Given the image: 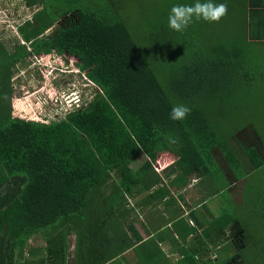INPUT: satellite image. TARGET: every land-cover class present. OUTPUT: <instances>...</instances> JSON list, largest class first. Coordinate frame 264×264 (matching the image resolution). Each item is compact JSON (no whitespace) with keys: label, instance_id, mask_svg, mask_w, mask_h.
Here are the masks:
<instances>
[{"label":"trees","instance_id":"trees-1","mask_svg":"<svg viewBox=\"0 0 264 264\" xmlns=\"http://www.w3.org/2000/svg\"><path fill=\"white\" fill-rule=\"evenodd\" d=\"M130 2L70 0L71 8L58 10L46 0L18 27L12 49L0 41V264H70L72 235V264H128L130 250L145 254L143 264H172L159 246L162 233L144 241L134 221L126 226L141 207L137 197L159 189L152 197L173 202L166 180L184 188L191 175L208 180L223 173L228 181L216 180L218 196L264 172L263 132L243 122L247 91L264 69L254 51V44L264 45V28L215 23L208 32L193 18L183 31L170 29L171 8L196 0L173 2L149 23L142 16L149 26L137 27ZM48 54L78 59L94 94L53 121L19 117L12 107L15 67ZM181 104L190 114L173 121L171 110ZM142 155L147 161L134 170ZM156 164L167 167L157 172ZM250 187L245 206L227 198L204 230L215 259L187 256L177 264H264L263 178ZM38 234L47 244L39 262L30 259L35 250L26 252ZM228 244L235 252L221 256Z\"/></svg>","mask_w":264,"mask_h":264},{"label":"rangeland","instance_id":"rangeland-1","mask_svg":"<svg viewBox=\"0 0 264 264\" xmlns=\"http://www.w3.org/2000/svg\"><path fill=\"white\" fill-rule=\"evenodd\" d=\"M67 1L68 3H66ZM70 0H50L52 6L58 10H64L65 8H71L74 4L69 3ZM82 1V0H81ZM178 0H131L129 5L126 8H129L130 11H133V20L137 24L141 23L142 26L146 28L149 24L143 21L142 16H145V20L149 21L156 15L157 10H163L165 7L168 9L173 5V2ZM187 1V0H186ZM66 3V4H65ZM185 3V2H184ZM20 1L12 0H0V41L8 48L12 49L16 43V38L19 37L18 26L24 24L26 21L31 20L33 15L26 8V5H21ZM69 5L71 7H69ZM184 5H187L185 3ZM229 12V9H228ZM227 17V15L225 16ZM225 17H223L218 23H225ZM150 20H147V19ZM144 22V23H143ZM194 24L210 32L214 28V24L217 22H206L203 19L194 21ZM242 28L241 26H235V28ZM220 28V27H217ZM221 29V28H220ZM229 29V28H227ZM240 33L242 31H235ZM256 57L261 64L264 63V45L254 44ZM36 60V59H35ZM30 59L24 61L15 67L13 76H12V86H13V98H12V107L14 114L22 117L39 121H53L58 117H63L68 110L74 109V106L81 104L80 100L85 98H90L91 94H94V83L89 80L83 72L80 71L79 67L76 65L78 59L69 55H56L48 54L42 56L40 59L36 60L35 63H30ZM257 75V85L247 91L246 103L243 106L245 115V124L249 126L258 127L264 135V69L263 72ZM78 97V100L76 99ZM17 104H21L22 108H18ZM232 144L234 145L235 150L240 151L238 143L233 140ZM147 161V158L142 155L132 164L134 170L138 169L142 164ZM161 168L159 172L167 166L160 165ZM250 170V169H249ZM263 178L264 181V172L252 174L247 180L242 181L237 190V194L241 199V203L245 206L248 202L247 194H251V185H254L258 182L260 178ZM206 181H203L204 185ZM246 187L242 195V190ZM210 185H207L206 188ZM264 190V187H261ZM213 189V188H212ZM257 189V188H256ZM208 190V191H209ZM258 195V194H257ZM190 197V195H188ZM217 197H221L218 195ZM258 198V197H257ZM140 199V197L138 198ZM190 201L191 199L188 198ZM255 199V197H254ZM216 200H219L216 198ZM197 201V200H196ZM207 206L211 207L216 201L209 194L205 197ZM135 205V201H132ZM221 204L225 206L226 204L222 203L219 200V205L217 208H213L211 211L214 216H218L221 212ZM136 218L135 223L136 227L139 229V232L143 235L142 229V219L148 221L145 215L142 212ZM198 213H201V211ZM137 215V212H133L129 215L127 219V224L131 221H135L134 216ZM140 217V218H139ZM127 226V225H126ZM169 229H166L168 231ZM129 231V230H128ZM162 235H167V232ZM42 235L31 236V239L26 245V252H29L33 246L37 244H44V241L40 237ZM37 238V239H36ZM76 236H70V264L75 257L76 252ZM39 244V245H40ZM232 245H226L220 252L221 256L224 252L231 251ZM127 259L133 260L135 264H143V258L145 254L139 257L138 254L132 253ZM27 254L24 256L26 258ZM128 264H133L131 261Z\"/></svg>","mask_w":264,"mask_h":264},{"label":"crops","instance_id":"crops-1","mask_svg":"<svg viewBox=\"0 0 264 264\" xmlns=\"http://www.w3.org/2000/svg\"><path fill=\"white\" fill-rule=\"evenodd\" d=\"M14 1L22 2L21 5L25 4L26 8L30 11V13L33 16L38 11H41L44 7H46V0H14ZM201 2H204V0H201ZM213 2L217 4L225 3L228 6L229 12L227 13V17H225L226 20L225 26L241 25V27L251 32L252 26L255 22L254 25L255 30L258 29V26L260 27V29L264 28V0H213ZM238 17H242V18L238 20L237 19ZM156 166L158 165L156 164ZM156 166H155L156 171L159 172ZM172 179H174V177L170 178V180ZM217 179L220 181L221 185L225 180L228 181V178L225 177L223 173H222V177H219L217 174H215L214 178L208 180H205L204 177H201L199 174L191 175L190 178L188 179L189 180L188 185L184 188H178L177 186L171 187L169 185V181L166 180V183L165 185H163V187L167 189H171L170 191L174 196L173 202L169 201L167 198H160L158 195L152 197L154 196V193L159 190L158 188H157L158 190H153L151 191V193L143 192L137 197L136 203L137 202L139 203V205L137 206H141V207L137 208L136 211L137 215L134 216L135 218L134 225L137 221L136 217L140 214L138 212L139 211L142 212L148 220L145 221L143 216V219L141 221L144 234L143 235L141 233L140 234L142 235L144 241H148L151 238L157 237L161 233L162 234L165 233L166 229H170V230L172 229L171 230L172 232L170 231L169 236H167V238L165 235L162 236L164 237V241L159 243V246L162 247V250L165 252V254L168 257L167 258L168 262L172 264H177L178 262H180L181 258L187 256L191 257V260L194 258L197 262L207 261L208 258H211L213 260L215 259L216 257L215 255L217 254L216 253L214 254L213 252H215L216 247L212 244L210 245L208 244L206 233H204V230L207 227L212 226L214 218L217 217L213 215L211 210L213 208H217V205H219V200L222 203L227 204L226 203L227 198L240 199L237 194V190L239 186L237 187L236 183L230 186L231 189L228 188L227 191H224V194L221 195L220 198L217 197V195L212 196V194L215 191H217V187H216ZM203 181H206L204 185H202ZM207 185H210V190L209 187L206 188ZM234 186L235 188L232 189ZM208 194L209 196H212L216 201L211 207L207 206L206 201L204 202L205 197ZM188 195H190V197ZM139 197L140 199H138ZM188 198H190L191 200L188 201L189 200ZM216 198H218L219 200H216ZM167 202H169V204H167ZM237 204L239 205L240 202H237ZM222 207H224L223 210ZM224 209L225 206L221 204L220 214L224 211ZM198 211L199 212L201 211V213H198ZM126 225L128 226V224ZM180 226L182 227V229H184L183 232H187V231L189 232L188 236H185V233L183 236L181 232L178 231V229H180ZM191 227H197L199 231L198 232L190 231ZM137 230L139 231L138 228ZM128 233L130 235L129 231ZM230 233L231 232L228 231L226 232V235H230ZM214 235L215 236H213V238L215 239L212 240L216 242L217 241L216 234ZM40 238L41 240L44 241L45 245L39 243L40 245L37 244L35 246V244L33 243L32 250H35L36 255L30 258L32 259V261L39 262L42 258V251L47 246L46 241L42 237ZM218 249H220V247ZM234 252L235 249L232 248L230 253H226L225 256H227L228 254H233ZM131 253L132 251L130 250L126 254V256L127 257L131 256L130 255ZM132 255L134 257V254ZM131 261L133 260H130V262ZM197 262L191 263L189 261V264H202V262L201 263H197Z\"/></svg>","mask_w":264,"mask_h":264},{"label":"clouds","instance_id":"clouds-1","mask_svg":"<svg viewBox=\"0 0 264 264\" xmlns=\"http://www.w3.org/2000/svg\"><path fill=\"white\" fill-rule=\"evenodd\" d=\"M228 13V6L225 3H214L213 0H196L193 5L178 4L171 8L168 17V26L177 32L186 29L193 21V18L206 22H219ZM78 100V97L76 96ZM81 102V100H80ZM191 109L185 105H176L172 108L170 119L180 121L187 118Z\"/></svg>","mask_w":264,"mask_h":264},{"label":"built area","instance_id":"built-area-1","mask_svg":"<svg viewBox=\"0 0 264 264\" xmlns=\"http://www.w3.org/2000/svg\"><path fill=\"white\" fill-rule=\"evenodd\" d=\"M157 165H158V166H156L157 167V170L160 171L159 168H161V166L159 164H157Z\"/></svg>","mask_w":264,"mask_h":264}]
</instances>
